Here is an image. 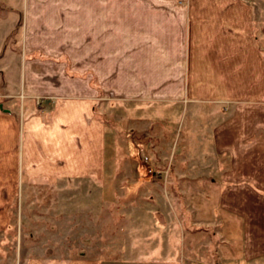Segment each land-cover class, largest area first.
Segmentation results:
<instances>
[{"label":"rangeland","instance_id":"1","mask_svg":"<svg viewBox=\"0 0 264 264\" xmlns=\"http://www.w3.org/2000/svg\"><path fill=\"white\" fill-rule=\"evenodd\" d=\"M249 5L264 39V0H0L3 108L18 106L22 120L30 106L51 121L54 100L89 98L105 124L103 173L54 179L0 163V194H15L0 217V264H176L188 242L209 237L197 220L210 215L181 202L191 189L183 161L208 125V106L186 88L191 38L221 37L206 51L239 45ZM49 93L58 97L42 110Z\"/></svg>","mask_w":264,"mask_h":264},{"label":"crops","instance_id":"2","mask_svg":"<svg viewBox=\"0 0 264 264\" xmlns=\"http://www.w3.org/2000/svg\"><path fill=\"white\" fill-rule=\"evenodd\" d=\"M248 7V17L240 20L239 27L245 33V41L239 45L223 52L206 51L221 42V37H212V41L205 43V38H191V69L186 88L195 98L191 101L208 106V125L197 133L198 155L189 151L183 161L186 183L182 186L193 189L204 182L206 194L196 198L190 194L191 189H183L181 202L183 212L184 208L191 209V203H197L198 210L210 215L197 220L210 235L195 243L188 242L176 264H263L264 39L255 27L252 6ZM198 42L203 46L200 49L196 47ZM40 96H44V110L53 101L49 99L58 94ZM53 103L58 106L51 121H44L40 112L29 114L34 111L30 106L24 107L21 120L18 106L6 103L3 108L0 103V163L4 162L7 168L15 160L11 169L32 170L54 179L84 172L103 173L105 124L95 115L94 100L79 97ZM209 106L214 107L213 111ZM14 195H5L3 191L0 194V217L7 218L6 209ZM168 198L165 199L170 202ZM186 234L190 236L189 226ZM213 245L218 256L208 262L206 252ZM4 247L8 246L0 243L3 252ZM28 264L41 263L31 260ZM70 264L94 262L82 257L74 258Z\"/></svg>","mask_w":264,"mask_h":264},{"label":"water","instance_id":"3","mask_svg":"<svg viewBox=\"0 0 264 264\" xmlns=\"http://www.w3.org/2000/svg\"><path fill=\"white\" fill-rule=\"evenodd\" d=\"M1 107H3V106L1 105Z\"/></svg>","mask_w":264,"mask_h":264}]
</instances>
